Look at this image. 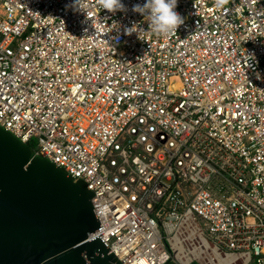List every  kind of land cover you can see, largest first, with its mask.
I'll return each mask as SVG.
<instances>
[{"label":"built area","instance_id":"built-area-1","mask_svg":"<svg viewBox=\"0 0 264 264\" xmlns=\"http://www.w3.org/2000/svg\"><path fill=\"white\" fill-rule=\"evenodd\" d=\"M123 2L0 0V126L88 183L122 264H264V0H177L168 35Z\"/></svg>","mask_w":264,"mask_h":264},{"label":"water","instance_id":"water-1","mask_svg":"<svg viewBox=\"0 0 264 264\" xmlns=\"http://www.w3.org/2000/svg\"><path fill=\"white\" fill-rule=\"evenodd\" d=\"M87 186L0 126V264H122Z\"/></svg>","mask_w":264,"mask_h":264},{"label":"clouds","instance_id":"clouds-1","mask_svg":"<svg viewBox=\"0 0 264 264\" xmlns=\"http://www.w3.org/2000/svg\"><path fill=\"white\" fill-rule=\"evenodd\" d=\"M75 9L80 10L78 0H74ZM177 0H143V3H134L131 5V11L138 13L148 22V30L158 35H168L174 30H177L178 26L184 23V19L175 8ZM99 6L103 10L109 12H126L127 6L123 0H99ZM67 7V6H66ZM139 26L132 22L131 26H125L123 30L124 35H132L137 33L139 36ZM113 39L119 40V30H117V36Z\"/></svg>","mask_w":264,"mask_h":264},{"label":"trees","instance_id":"trees-1","mask_svg":"<svg viewBox=\"0 0 264 264\" xmlns=\"http://www.w3.org/2000/svg\"><path fill=\"white\" fill-rule=\"evenodd\" d=\"M30 145H31L32 147L35 146V144H34L33 142H31ZM169 264H174V263H173V262H170ZM193 264H196V263H193Z\"/></svg>","mask_w":264,"mask_h":264},{"label":"bare ground","instance_id":"bare-ground-1","mask_svg":"<svg viewBox=\"0 0 264 264\" xmlns=\"http://www.w3.org/2000/svg\"><path fill=\"white\" fill-rule=\"evenodd\" d=\"M230 259H234V258L231 257Z\"/></svg>","mask_w":264,"mask_h":264}]
</instances>
